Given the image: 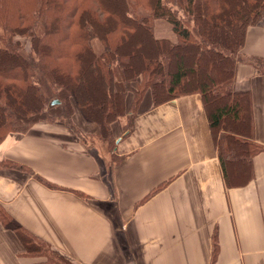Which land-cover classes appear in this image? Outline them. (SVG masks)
Masks as SVG:
<instances>
[{"label": "crops", "instance_id": "obj_1", "mask_svg": "<svg viewBox=\"0 0 264 264\" xmlns=\"http://www.w3.org/2000/svg\"><path fill=\"white\" fill-rule=\"evenodd\" d=\"M245 38L243 55L264 59V20ZM234 87L250 90L254 140L264 146V70L240 61ZM151 95L133 122L111 123L113 149L83 142L62 121L8 132L0 208L77 264H211L215 240V264H264V150L252 158L253 178L228 186L202 94L158 104ZM76 109L74 125L104 138ZM25 250L0 216V264L43 263Z\"/></svg>", "mask_w": 264, "mask_h": 264}, {"label": "trees", "instance_id": "obj_2", "mask_svg": "<svg viewBox=\"0 0 264 264\" xmlns=\"http://www.w3.org/2000/svg\"><path fill=\"white\" fill-rule=\"evenodd\" d=\"M263 18L264 0H0V141L37 121L75 129V106L104 135L119 117L133 122L147 90L155 104L200 92L226 184L243 185L264 146L251 92L234 80L240 61L264 70V59L242 53L247 28ZM160 21L175 38L156 34ZM0 212L40 264H77ZM217 252L215 240L211 264Z\"/></svg>", "mask_w": 264, "mask_h": 264}, {"label": "rangeland", "instance_id": "obj_3", "mask_svg": "<svg viewBox=\"0 0 264 264\" xmlns=\"http://www.w3.org/2000/svg\"><path fill=\"white\" fill-rule=\"evenodd\" d=\"M263 20H264V18H263ZM159 23H160V25H157L156 28H155V31H156L157 35L169 36V37L175 38L171 28L170 29L168 28V23H166L165 21H160V22H158V24ZM74 109H76V107H74ZM121 121L125 125V129H128L130 127L129 123H128L129 119L127 117H123L121 119ZM75 129L80 134L81 138L83 139V142L85 141V143L89 142V144L93 145V146L94 145H100L102 143V144H105L104 147L108 145V147H110L111 149H113V147L115 145V141H114L113 138L111 139L110 133L106 132V134L102 135L104 138H102L100 136V134H98V133L94 134V136H96V137H89V135H87V134L85 135L84 134L83 130L80 129L78 127V125H75ZM93 131H94V125H93ZM56 264H65V263L57 262Z\"/></svg>", "mask_w": 264, "mask_h": 264}, {"label": "water", "instance_id": "obj_4", "mask_svg": "<svg viewBox=\"0 0 264 264\" xmlns=\"http://www.w3.org/2000/svg\"><path fill=\"white\" fill-rule=\"evenodd\" d=\"M59 101L58 100H52L51 104H57Z\"/></svg>", "mask_w": 264, "mask_h": 264}]
</instances>
